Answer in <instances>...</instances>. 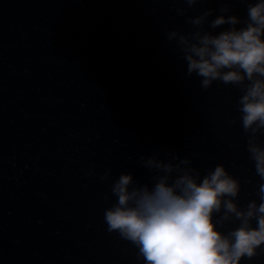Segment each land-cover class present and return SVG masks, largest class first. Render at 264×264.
<instances>
[{
  "label": "clouds",
  "instance_id": "1",
  "mask_svg": "<svg viewBox=\"0 0 264 264\" xmlns=\"http://www.w3.org/2000/svg\"><path fill=\"white\" fill-rule=\"evenodd\" d=\"M248 15L251 22L243 29L233 28L218 36L205 34L191 44L181 36L179 42L186 51L188 73L203 77L205 87L218 77L225 82L245 77L252 81L241 100L244 125L258 121L264 126V79L254 78V74L264 78V0L250 6ZM212 23L214 27L235 25L238 20L221 16ZM225 68L230 71L224 72ZM251 151L257 172L264 177V149L252 147ZM157 167L171 171L170 165ZM131 182V175H122L115 183L113 192L118 200L104 218L110 231L118 230L139 247L145 264H239L242 256L251 257L264 243V202L259 207L253 202L242 213L223 199L227 211L243 217V223L227 236L216 230L212 213L220 210L223 197L237 192L235 181L221 166L199 182L183 173L171 183L164 176L151 189L145 186L129 191ZM253 216L256 228L249 225Z\"/></svg>",
  "mask_w": 264,
  "mask_h": 264
},
{
  "label": "water",
  "instance_id": "2",
  "mask_svg": "<svg viewBox=\"0 0 264 264\" xmlns=\"http://www.w3.org/2000/svg\"><path fill=\"white\" fill-rule=\"evenodd\" d=\"M243 264H264V243L254 249L251 257H246Z\"/></svg>",
  "mask_w": 264,
  "mask_h": 264
}]
</instances>
